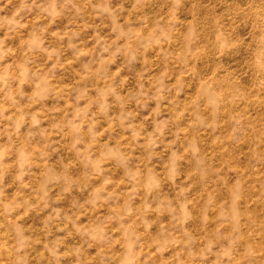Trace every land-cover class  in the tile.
<instances>
[{
	"label": "rangeland",
	"instance_id": "obj_1",
	"mask_svg": "<svg viewBox=\"0 0 264 264\" xmlns=\"http://www.w3.org/2000/svg\"><path fill=\"white\" fill-rule=\"evenodd\" d=\"M264 0H0V264H264Z\"/></svg>",
	"mask_w": 264,
	"mask_h": 264
},
{
	"label": "clouds",
	"instance_id": "obj_2",
	"mask_svg": "<svg viewBox=\"0 0 264 264\" xmlns=\"http://www.w3.org/2000/svg\"><path fill=\"white\" fill-rule=\"evenodd\" d=\"M260 41H261V43H264V35H262V36L260 37Z\"/></svg>",
	"mask_w": 264,
	"mask_h": 264
}]
</instances>
